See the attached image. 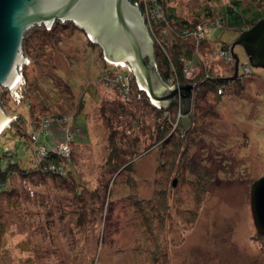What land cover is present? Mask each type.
<instances>
[{"label": "rangeland", "instance_id": "374dc122", "mask_svg": "<svg viewBox=\"0 0 264 264\" xmlns=\"http://www.w3.org/2000/svg\"><path fill=\"white\" fill-rule=\"evenodd\" d=\"M208 1L141 0L154 47L165 53L172 37L166 6L190 21L203 19L199 35L188 36L196 63L184 61V76L201 80L210 69L229 78L221 92L206 95H198L197 81L187 112L180 96L166 111L174 126L181 118L194 130L185 132L186 155L180 149L173 158L159 153L163 119L146 105L150 97L129 64L106 59L72 22L27 34L21 80L0 88L9 119L0 155L36 173L15 174V192L0 198V264H264V233L256 231L250 208V188L264 177V69L251 66L240 45L232 48L236 30L205 19ZM241 1L264 11V0ZM229 3L211 5L216 13ZM153 7L161 11L151 13ZM121 72L125 84L108 82ZM112 129L121 149L115 175L107 169ZM66 134L71 152L61 157L73 155L74 172L66 182L40 177L46 156H39V138L51 147ZM131 163L133 170L125 169Z\"/></svg>", "mask_w": 264, "mask_h": 264}, {"label": "water", "instance_id": "95a60500", "mask_svg": "<svg viewBox=\"0 0 264 264\" xmlns=\"http://www.w3.org/2000/svg\"><path fill=\"white\" fill-rule=\"evenodd\" d=\"M56 22H72L92 36L108 59L129 64L139 84L162 109L175 104L179 96L184 111L190 107L195 85L168 86L162 80L146 18L131 0H0V88L12 85L25 63L27 34ZM236 45L244 49L251 66L264 69V18L242 32L232 48ZM235 58L237 77V54ZM1 116L6 113L0 100ZM250 208L256 231L264 233V177L250 188Z\"/></svg>", "mask_w": 264, "mask_h": 264}, {"label": "trees", "instance_id": "16d2710c", "mask_svg": "<svg viewBox=\"0 0 264 264\" xmlns=\"http://www.w3.org/2000/svg\"><path fill=\"white\" fill-rule=\"evenodd\" d=\"M133 4L138 3V6L143 12V6L141 1L139 0H131ZM214 0H209L208 4L204 8L203 13L205 15L206 20H211L215 18L219 20L222 24H224L227 28L234 29L236 30L239 34L244 32L246 29L251 28L254 24H256L260 19L264 18V11L261 9L253 8L251 7H245L242 5L241 0H230V3L227 5H223L218 12H214L211 3ZM166 11L165 14L167 16V20H170L168 23V29L170 31L169 35H172L171 39H168L169 45L167 46L168 48L171 47L170 50H168V53L162 51L160 47L155 45V66L156 70L158 71L160 77L166 84H171V82L179 83L180 85H189L193 84L195 85V88H197V81H202L200 84L199 88V94L202 95L208 92L212 91L216 94L218 90H221V86H225L228 84V79L227 76L223 75H217L213 74L212 71L205 73H201L200 77L202 78L201 80H196V79H191L188 78L187 76H184L186 74L185 71V66H184V61H192L193 63H196L195 61V56L192 55V46L190 45L191 43L188 42V39L190 36L197 28V23L203 21V19L200 17L195 18L194 21H190L188 18H182L176 15V10L173 9V7H170L169 5L165 7ZM199 16V15H198ZM163 21V20H161ZM64 24V23H62ZM153 24V22H152ZM163 24V23H161ZM150 26V23H149ZM56 27V26H55ZM152 29V26L149 27V30ZM50 33V32H49ZM52 33V32H51ZM238 34V35H239ZM239 37V36H238ZM25 51H27V47L25 46ZM232 72V71H231ZM243 76V75H242ZM112 78V77H110ZM206 78V79H205ZM240 77V72H239V80ZM0 100L2 102V94L0 92ZM146 105L149 106L154 112L156 111V114L160 116L163 120H161V125L163 126L161 129H159L158 133L156 134V141H158L160 145V150L159 153L160 155L166 156V157H171L173 158L177 154L180 149V154L179 155H186L187 149L186 144L183 142V139H185L186 134L189 135V133L193 132L192 130L187 128H183V119H179V124L181 125H173V120L171 119L169 113L166 114V111H171L172 107L177 106L178 100L170 106L168 109H162L158 108L155 105H153L147 98H145ZM196 102H198V99L194 98ZM193 102L192 99H190V104ZM181 104L183 105L184 110V102L183 100L181 101ZM182 108V107H180ZM189 110V108L187 109ZM187 112V111H186ZM197 115V112H196ZM199 117H203V113L200 114ZM52 125V124H51ZM170 126H174V130L170 128ZM171 129V130H170ZM12 132V131H11ZM110 141L111 145L109 146L108 154H107V162L109 165V168H107L109 171L108 174H114L117 173L120 168V166H117L119 161L117 160L120 156L121 149L118 148L117 144H114V140H116V130L112 129L110 131ZM186 132V134H185ZM20 132L18 133V135ZM2 135V134H1ZM0 135V136H1ZM14 135V134H13ZM47 134L43 133V136H46ZM67 135V134H66ZM65 135V136H66ZM70 135V134H68ZM190 136V135H189ZM53 144L54 143V138L53 136ZM42 138V135H41ZM40 138V143H42L45 146H49L48 141L45 139ZM73 139V137H72ZM53 151H49L46 154V157H42V165L43 167H39L38 171L41 172L40 177H53V178H59V179H65L64 181L66 182V178L69 176V172L73 173L74 170H72V158L73 155L70 156L69 158H62L61 156L57 155ZM7 152L4 155H0V198L3 195H12L13 192H15V187L14 185L10 182L12 178L15 177V174L17 176L21 175L23 177L25 176H31L36 173V170L33 169H27L24 165H22L19 161L16 159V164H9L10 158L6 156ZM65 163V165H64ZM9 164V165H8ZM120 164V163H119ZM5 165H8L5 167ZM66 165H68L66 167ZM125 169H128L130 171L133 170L132 163L127 165ZM65 170H68V175L65 177L62 176L61 173H64ZM39 172V173H40ZM66 172V174H67ZM119 173V172H118ZM111 177L108 179L110 180ZM108 185V184H107ZM107 187V186H106ZM132 198V197H131ZM1 223H0V233H3V228L1 229ZM2 238V237H1ZM0 238V239H1ZM168 264V263H167Z\"/></svg>", "mask_w": 264, "mask_h": 264}, {"label": "built area", "instance_id": "2783aa9c", "mask_svg": "<svg viewBox=\"0 0 264 264\" xmlns=\"http://www.w3.org/2000/svg\"><path fill=\"white\" fill-rule=\"evenodd\" d=\"M139 1H141V0H139ZM137 3V2H136ZM138 4V3H137ZM159 11H161V9L160 8H157V9H155V11H154V7H153V9L150 11L151 13H157V12H159ZM148 13V12H147ZM146 14V13H145ZM152 16V15H151ZM145 18H146V22H147V25H148V27H151L152 26V21H151V17H149L148 16V14H146L145 15ZM150 18V19H149ZM218 21V23H220V21L219 20H217ZM149 23H150V26H149ZM213 26L215 25V24H212ZM217 26H219L218 24H217ZM200 29L201 28H199V27H197L196 28V30L192 33V34H194V35H199V31H200ZM151 31H152V29H151ZM207 31V30H206ZM91 38V37H90ZM106 59H108L107 57H105ZM25 60H26V58H25ZM108 60H110V59H108ZM118 63H122L123 64V62H118ZM25 64V63H24ZM23 64V65H24ZM22 65V66H23ZM127 65V64H126ZM22 66L20 67V69H22ZM132 70V69H131ZM189 69H188V66L187 65H185V71L187 72ZM133 73V72H132ZM124 73L123 72H121L120 74H118L117 76H115L114 78H112L111 80H109L108 82H110V83H112V84H114L115 82L117 83V82H120L121 84H125V76L124 77H122V75H123ZM126 74H128V73H126ZM19 75V74H18ZM17 75V76H18ZM134 75V74H133ZM128 76H129V74H128ZM21 79H20V76H18L17 77V81H16V83L18 82V81H20ZM118 80V81H117ZM137 80V79H136ZM137 82H138V84H139V81L137 80ZM16 83H13L12 85H10L9 86V88H12ZM174 83H172L171 82V84H167L168 86H172ZM120 88H122L123 90H124V88L123 87H120ZM139 90L141 91V92H146V90H145V88L144 87H142L140 84H139ZM220 92H221V90H219ZM147 94V96H149L148 95V93H146ZM124 95L125 96H127V94H125L124 93ZM139 96L141 95V94H138ZM151 100V99H150ZM151 102H152V104L153 105H155L156 107H158V108H161L160 106H158L157 104H155V102L154 101H152L151 100ZM47 125H49V123L47 124ZM176 126V125H175ZM66 139H64L65 140V142H61V143H58L57 145H56V147H58L59 148V154L60 155H62L63 153H65V155H67V153H69V152H71V150H70V148L68 147V145H69V142H71L72 141V136L71 135H66ZM39 140H40V138H39ZM38 140V142L40 143V141ZM43 144L41 143V146H42ZM47 146H45V145H43L42 146V148H43V152H40L39 151V156L41 157V156H46V154L48 153V148H46ZM61 150V151H60ZM55 153H56V150H53Z\"/></svg>", "mask_w": 264, "mask_h": 264}, {"label": "bare ground", "instance_id": "6f19581e", "mask_svg": "<svg viewBox=\"0 0 264 264\" xmlns=\"http://www.w3.org/2000/svg\"><path fill=\"white\" fill-rule=\"evenodd\" d=\"M109 61H111V60H109ZM112 63H113V61H111ZM121 62H123V63H125L124 61H121ZM117 63H118V61H117ZM17 75H16V79H15V82L14 83H16V81H17ZM112 78H114V77H112ZM112 78H110V79H112ZM147 92V91H146ZM148 93V92H147ZM151 99V98H150ZM177 101V100H176ZM177 103V102H176ZM8 122H9V119L7 118V117H3V116H1L0 117V134H1V132L3 131V129L7 126V124H8ZM48 147V149H49V151H53V150H56L57 151V155H60L59 154V148L58 147H56V144L54 145V146H51V147H49V146H47ZM54 152V151H53ZM55 154V153H54ZM60 156H62V155H60ZM41 157H43V156H41Z\"/></svg>", "mask_w": 264, "mask_h": 264}]
</instances>
